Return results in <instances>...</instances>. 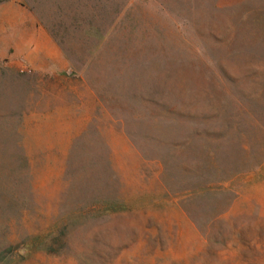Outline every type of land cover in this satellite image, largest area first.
<instances>
[{
  "label": "rangeland",
  "instance_id": "374dc122",
  "mask_svg": "<svg viewBox=\"0 0 264 264\" xmlns=\"http://www.w3.org/2000/svg\"><path fill=\"white\" fill-rule=\"evenodd\" d=\"M0 264H264V0H0Z\"/></svg>",
  "mask_w": 264,
  "mask_h": 264
},
{
  "label": "crops",
  "instance_id": "0c3cea01",
  "mask_svg": "<svg viewBox=\"0 0 264 264\" xmlns=\"http://www.w3.org/2000/svg\"><path fill=\"white\" fill-rule=\"evenodd\" d=\"M121 15L122 7L115 12L110 29L119 24ZM7 18L8 25L2 27L3 33L8 31L10 34V42L14 47L12 57L17 58L19 64L55 75L71 72V62L66 48L58 40L52 27L40 21L35 12L19 7L17 16L8 14ZM110 29L102 33L103 39Z\"/></svg>",
  "mask_w": 264,
  "mask_h": 264
}]
</instances>
